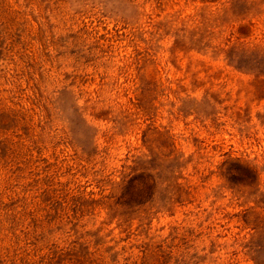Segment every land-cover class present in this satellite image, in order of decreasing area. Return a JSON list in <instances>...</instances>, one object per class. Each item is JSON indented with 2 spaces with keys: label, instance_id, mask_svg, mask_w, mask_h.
<instances>
[{
  "label": "rangeland",
  "instance_id": "374dc122",
  "mask_svg": "<svg viewBox=\"0 0 264 264\" xmlns=\"http://www.w3.org/2000/svg\"><path fill=\"white\" fill-rule=\"evenodd\" d=\"M0 264H264V0H0Z\"/></svg>",
  "mask_w": 264,
  "mask_h": 264
}]
</instances>
